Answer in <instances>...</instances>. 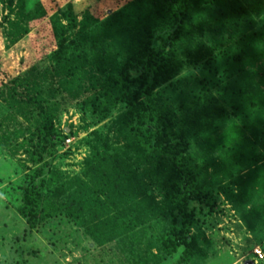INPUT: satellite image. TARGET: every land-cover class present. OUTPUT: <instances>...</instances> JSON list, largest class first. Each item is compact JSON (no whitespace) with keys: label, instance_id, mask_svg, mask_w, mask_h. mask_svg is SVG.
Listing matches in <instances>:
<instances>
[{"label":"trees","instance_id":"16d2710c","mask_svg":"<svg viewBox=\"0 0 264 264\" xmlns=\"http://www.w3.org/2000/svg\"><path fill=\"white\" fill-rule=\"evenodd\" d=\"M53 1L48 65L0 80L23 237L64 225L122 264H203L226 205L264 252V0H117L73 38ZM66 105L88 149L74 176L53 163L74 137L57 126Z\"/></svg>","mask_w":264,"mask_h":264},{"label":"rangeland","instance_id":"374dc122","mask_svg":"<svg viewBox=\"0 0 264 264\" xmlns=\"http://www.w3.org/2000/svg\"><path fill=\"white\" fill-rule=\"evenodd\" d=\"M11 1V3H10ZM49 0H0V80L13 77L36 65H48V57L56 47L55 32L43 16V7ZM57 12L53 15L66 30V37L73 38L84 21H94L114 11L117 0H54ZM53 6V7H54ZM188 67L183 74L190 72ZM195 76L198 71H192ZM80 115L71 106L63 109L58 128L68 131L72 127L74 137L65 141L53 163L70 176L80 175L88 149L83 144L86 133L79 131ZM108 123L94 129L106 132ZM27 175L17 162L0 149V264H122L117 260L119 252L113 246L90 248L89 241L81 233L71 234L64 225L46 227L44 233L32 231L23 237L24 222L18 215L20 187ZM210 220L211 228L205 234L212 242L203 264H244L254 260L253 250L259 248L252 236L241 227L238 217L229 206ZM52 227L54 229H52ZM70 236H69V235ZM52 240L68 238L64 245L53 248ZM65 236V237H64ZM69 236V237H68ZM78 243L74 246L72 242ZM263 259L255 264H264Z\"/></svg>","mask_w":264,"mask_h":264},{"label":"built area","instance_id":"2783aa9c","mask_svg":"<svg viewBox=\"0 0 264 264\" xmlns=\"http://www.w3.org/2000/svg\"><path fill=\"white\" fill-rule=\"evenodd\" d=\"M253 255H254V264L263 259L262 252L260 251L259 248H255L253 250Z\"/></svg>","mask_w":264,"mask_h":264},{"label":"water","instance_id":"95a60500","mask_svg":"<svg viewBox=\"0 0 264 264\" xmlns=\"http://www.w3.org/2000/svg\"><path fill=\"white\" fill-rule=\"evenodd\" d=\"M244 264H254V263L251 260H248Z\"/></svg>","mask_w":264,"mask_h":264}]
</instances>
